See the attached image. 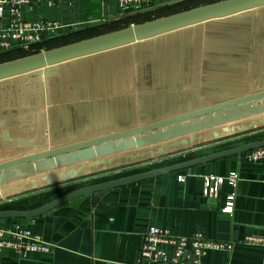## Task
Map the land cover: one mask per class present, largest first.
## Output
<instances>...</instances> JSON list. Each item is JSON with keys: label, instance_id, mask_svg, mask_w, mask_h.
I'll return each instance as SVG.
<instances>
[{"label": "crops", "instance_id": "0c3cea01", "mask_svg": "<svg viewBox=\"0 0 264 264\" xmlns=\"http://www.w3.org/2000/svg\"><path fill=\"white\" fill-rule=\"evenodd\" d=\"M47 2L32 0L20 12L26 21L61 22L65 28L54 38L76 29L109 27L104 32H112L117 23L136 24L137 17L118 19L123 13L114 0ZM50 70L0 81V163L264 91V6ZM250 120L11 182L0 187V206L7 207L0 210L36 209L72 191L61 190L69 183L159 163L147 169L152 170L264 139L217 147L234 134L264 126V115ZM231 172L238 181L228 214L222 209L232 191L229 185L221 184L213 196H205L203 187L205 177L226 178ZM16 225L31 230L52 250L20 257L2 249L0 264H135L150 226L174 236L201 233L232 244L230 251L206 252L202 264H264V249L244 241L246 236L264 237V159L251 162L244 153L230 155L75 198L36 217L0 220L2 229Z\"/></svg>", "mask_w": 264, "mask_h": 264}, {"label": "water", "instance_id": "95a60500", "mask_svg": "<svg viewBox=\"0 0 264 264\" xmlns=\"http://www.w3.org/2000/svg\"><path fill=\"white\" fill-rule=\"evenodd\" d=\"M188 1L191 0H172L160 3L145 9L122 14L118 19L137 16L156 8L170 7ZM262 6H264V0H219L150 21L134 24L119 30L2 62L0 63V81L35 72L45 71L47 74L53 71L50 68L69 60L130 45L188 26L228 17ZM52 38L45 39L44 41ZM39 74L43 76L42 73ZM261 114H264V91L224 101L126 131L34 153L0 163V187L11 182L45 174L79 163L161 144L169 140ZM261 146H264V139L177 164L89 185L68 192L32 210H0V220L36 217L75 198L156 178L230 155L242 154Z\"/></svg>", "mask_w": 264, "mask_h": 264}, {"label": "built area", "instance_id": "2783aa9c", "mask_svg": "<svg viewBox=\"0 0 264 264\" xmlns=\"http://www.w3.org/2000/svg\"><path fill=\"white\" fill-rule=\"evenodd\" d=\"M42 2L43 0H34ZM52 0H48L50 5ZM123 14L144 9L157 2L172 0H114ZM32 0H0V53L13 50L27 51L42 43L45 39L61 34L65 26L55 20L41 19L26 21L21 17L20 7H30ZM7 11L5 17L4 11ZM245 157L256 162L264 159V146L254 148L244 153ZM238 181L236 172H231L226 178L208 176L204 178L203 194L213 196L218 187L227 183L232 189L226 197L223 213H232L235 188ZM247 244L258 245L264 249V237L246 236ZM11 249L20 257L28 253H49L52 247L27 228L18 225L10 229L0 228V251ZM232 249L231 243L205 239L201 233L189 237L174 236L167 229L150 226L142 235L141 245L135 264H202L201 259L211 250Z\"/></svg>", "mask_w": 264, "mask_h": 264}, {"label": "rangeland", "instance_id": "374dc122", "mask_svg": "<svg viewBox=\"0 0 264 264\" xmlns=\"http://www.w3.org/2000/svg\"><path fill=\"white\" fill-rule=\"evenodd\" d=\"M214 1H219V0H193V1H190V2H187V3L180 4V5H178L176 7H173V8L161 9L159 11H148L147 14L135 18L133 20V22H135L137 24V23H141V22L150 21V20H153V19H156V18L167 16L169 14H173V13H176V12L188 10V9H191V8H194V7H198V6H202V5H205V4H209V3L214 2ZM128 23H129V21H127V22L123 21L121 23L115 24V26L111 27L110 29L111 30L112 29H120V28L122 29V28L127 27ZM108 28L109 27H100L98 30L88 31V32L81 33V34L79 33V34H75L73 36H67V37L65 35H62L61 37H57L56 38L57 40H55V41H53L51 43H48L46 45V47L40 49L39 52H42L44 50L49 49L50 47H53V46H56V45H59V44H64V43L76 41V40H78L80 38H83V37H87V36H91L93 34L95 35V34H98L100 32H104ZM24 52H27V51H24ZM28 53H30V52H27L26 54H28ZM9 59H12V57L11 56L0 57V63L8 61ZM261 115H264V114H261ZM261 115H257V116H261ZM254 117H256V116H253V117H250V118H247V119H243V120H240V121L232 122V123H229V124H226V125H237V124H241V123L246 122V121L251 123L250 121H252V120H250V119H252ZM248 126H249V124H248ZM215 128H218V127H215ZM215 128H212V129H215ZM209 130H211V129H209ZM241 133H237V134L232 135L231 139L224 140V142L221 143L220 145H218L217 147H219V146L220 147H227L229 145L238 144V143L250 140V139L264 138V126L253 128V129H249V130L241 132ZM188 156H190V155H187L185 157H188ZM165 162H169V161H165ZM158 164L159 163L154 164V165L150 164V165H147V166H142L140 168H134V169H131L129 171L128 170H124V172H121L118 175L117 174L116 175H108V176H105V177H100V178H97V179H91V180L84 181V182L83 181L76 182L74 184L73 183L72 184L69 183L67 185H64L61 188V190L63 192H68L70 190L73 191L75 189L84 187L86 185L88 186V185H92V184H95V183H100L102 181L115 180V179H118V178L127 177V176H129L131 174L138 173V172H140V173L146 172V171H149L147 169L156 167ZM51 194L52 193L48 194V196H50ZM4 206L5 205L0 206V207H4Z\"/></svg>", "mask_w": 264, "mask_h": 264}, {"label": "trees", "instance_id": "16d2710c", "mask_svg": "<svg viewBox=\"0 0 264 264\" xmlns=\"http://www.w3.org/2000/svg\"><path fill=\"white\" fill-rule=\"evenodd\" d=\"M214 2H217V1H214ZM184 3H187V2H184ZM211 3H213V2H211ZM181 4H183V3H181ZM178 5H180V4H178ZM178 5H174V6H170V7H160V8H156V9H153V10H151V11H159V10H161V9H166V8H173V7H176V6H178ZM148 13V11H146V12H143V13H141V14H139V15H137V16H132V17H125L124 18V20H126V19H132L133 17H140V16H142V15H145V14H147ZM177 13V12H176ZM174 14V13H173ZM170 15V14H169ZM123 21V20H122ZM127 22V21H126ZM142 23V22H141ZM138 24V23H137ZM94 26V25H93ZM115 26V25H114ZM100 28V27H99ZM121 29V28H120ZM98 30V29H97ZM116 30H119V29H116ZM114 31V30H113ZM86 31L84 30H71V31H68V32H66V33H64V35L67 37V36H73V35H75V34H81V33H85ZM88 32V31H87ZM101 34H104V33H108V32H100ZM100 33H98V34H93V35H91V36H87V37H83V38H80V39H78V40H76V41H79V40H83V39H87V38H90V37H93V36H97V35H101ZM55 40H57L56 38H52V39H50V40H47V41H44V42H42V43H40V44H38V45H36V46H34L33 48H31V49H29V50H27V52H30V53H28V54H26L27 52H24V51H22V50H13V51H10V52H2V53H0V57H3V56H11L12 57V59H9L8 61H10V60H14V59H17V58H21V57H24V56H28V55H32V54H35V53H38L39 52V50L40 49H42V48H45L46 47V45L48 44V43H51V42H53V41H55ZM76 41H72V42H68V43H64V44H59V45H56V46H53V47H50L49 49H51V48H55V47H58V46H62V45H65V44H69V43H73V42H76ZM6 62V61H5ZM2 63V62H1ZM247 131V130H246ZM1 208V207H0ZM7 207H4L3 209H6ZM2 210V209H1Z\"/></svg>", "mask_w": 264, "mask_h": 264}]
</instances>
